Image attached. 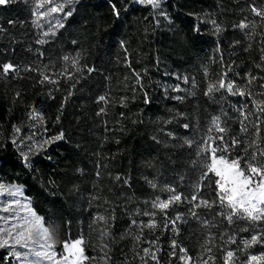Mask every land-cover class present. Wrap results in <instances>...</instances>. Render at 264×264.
<instances>
[{"label": "trees", "instance_id": "1", "mask_svg": "<svg viewBox=\"0 0 264 264\" xmlns=\"http://www.w3.org/2000/svg\"><path fill=\"white\" fill-rule=\"evenodd\" d=\"M33 5H0V181L24 185L33 208L55 222L56 251L83 236L85 254L94 258L85 264H104L105 252L108 264H157L144 248L156 251L159 264H184L181 247L188 264H225L228 251L235 253L230 264H248L249 255L264 253V246L245 250L242 242L264 225H230L218 215L223 209L214 175L195 189L205 170L197 153L209 136L240 141L225 154L230 159L264 152L258 108L264 101V20L251 11L264 9V0H161L159 8L139 0H79L64 26L47 37L33 23ZM211 21L223 29L219 34ZM242 21L249 27H238ZM41 38L47 42L38 44ZM77 54L79 72L63 60ZM8 63L18 71L4 73ZM66 68L71 78L61 75ZM41 71L56 83H41ZM222 76L250 95L221 89L206 96L208 84ZM33 108L42 114L39 123L29 119ZM213 117L226 133L215 131ZM61 132L64 138L31 155L26 168L21 151L32 143L27 138L40 143ZM169 187L186 199L166 213L153 209L157 197H169ZM200 199L217 204L194 207ZM98 215L110 232L104 252L99 237L105 225L93 223ZM149 219L156 227L141 232ZM210 234L211 252L205 253ZM0 264H15L7 248H0Z\"/></svg>", "mask_w": 264, "mask_h": 264}, {"label": "snow or ice", "instance_id": "2", "mask_svg": "<svg viewBox=\"0 0 264 264\" xmlns=\"http://www.w3.org/2000/svg\"><path fill=\"white\" fill-rule=\"evenodd\" d=\"M8 2L9 0H0V5H4ZM78 2L79 0H36V9L34 12L36 19L33 23L39 27L40 20L48 18L55 19V25L53 26L49 24L48 31L43 33V37L49 35L54 36L56 34L55 29L64 26L62 19H67L73 14L72 10H69L71 6H74ZM109 2L111 3V0H109ZM160 2L161 0H139V3L149 4L153 8H159ZM41 9H43V11H41ZM112 10L118 17L119 11L116 9L115 4H112ZM251 11L264 20V9H259L253 6ZM61 13L63 16H58V14ZM161 15H164V13H161ZM211 23L214 26L216 34H219L223 30L216 21H211ZM238 27L246 29L249 27V24L242 21ZM46 42L47 41L43 38L37 40L38 44H44ZM63 60L65 62L70 61L72 68L77 72L80 71L79 54L72 58L66 55L63 57ZM13 70L18 71L13 64L8 63L3 65L4 73ZM87 71L91 73L94 69L88 68ZM64 74H67L69 78L72 76V73L67 71V68L61 73V75ZM205 74H207V68H205ZM40 75L42 77L41 83H56V81L52 80L43 71L40 72ZM254 79L255 77H251L249 83ZM137 80H139V74H137ZM221 89H226L233 95H250V93L240 89L234 81L227 80L226 76H222L217 83H209L205 95H210ZM70 95L71 92L69 93V96ZM66 99L67 97L65 100ZM98 99L100 101H106V97L104 96H101ZM177 99H180V97H177ZM61 107H63V105H61ZM258 108L261 113H264V101L259 102ZM103 112L104 109H101V113ZM99 114L100 113H98V115ZM242 115L245 116V119L247 118V114L242 113ZM29 119L39 123L43 120V117L39 111L33 108L29 113ZM57 121H59V116L57 117ZM212 125L218 133L223 134L227 131L226 128L221 126L219 117H213ZM184 127L187 128L189 126L185 125ZM242 130L246 131V129ZM14 131L19 133L20 128L14 126ZM212 131L213 129L210 128L209 132L211 133ZM257 131H259V129H257ZM63 138L64 134L62 132L57 136L52 137L51 139H45L40 143H36L33 137H28L27 139L32 141V143L29 145L27 152L21 151V157L25 167L31 168V155L42 151L46 145L57 140H62ZM217 140H219L223 146L217 144ZM13 143H16L15 139H13ZM21 143H23V140H21ZM185 143L191 145L192 141L186 140ZM239 143L240 141L235 138L231 140V143H228L225 140L224 135L216 137L209 136L204 140V146L198 151L197 156L204 161L203 169L205 170L202 171L199 177V182L195 185V189L199 192L201 187L200 182L210 180L211 176L214 175L218 206L223 209L218 215L227 220L230 225L237 221H246L253 226L264 225V152L253 153L250 158L247 155L244 157L238 156L235 159L228 158L225 154L229 153L231 149ZM256 143L257 141H252V144ZM257 157H260L261 159L258 161ZM152 186L156 187L155 184ZM166 190L170 193L169 197L167 199H160L157 197L156 200L152 201L153 209H158L161 212L166 213V210L170 206L186 199V197L177 192L175 188L169 187ZM4 196L9 197V199L7 201L0 200V213H8V215H0V248H11L9 255L15 256L20 261V264H45V262L46 264H85V261L94 259L89 258L85 254L84 245L86 242L83 236H80L75 240L64 241L63 252L57 253V226L54 221L48 220L33 208L31 197L25 194L24 185L17 183L5 184L0 181V197ZM197 199V195L193 194L191 200L196 201ZM216 204L217 201L210 202L208 200L200 199L199 203L195 204L194 207L212 208ZM144 215L154 217L155 212H146ZM192 215L196 216L197 213L192 212ZM176 219L179 220L180 217L177 216ZM97 222H103L105 225V227L101 229L99 237L101 240V251L104 252V250L108 248V244L104 243V241L110 236V232L108 230L107 220L104 216H96L93 223L95 224ZM135 223L136 222L133 221V224ZM171 223L175 226V220L171 221ZM203 223L207 225L209 221L205 220ZM145 227L154 229L156 227V221L154 219H149L147 224L140 225L141 232ZM241 231L248 232L249 229L244 228L241 229ZM134 239L139 240L140 236H136ZM229 241L235 243V239L232 237H229ZM212 242L213 238L210 234L208 240L205 241V245L203 246V251L205 253L211 252L210 245ZM242 242L245 250L258 244L264 246V227H259L258 230L253 232L250 238H243ZM151 243L155 244L156 242L152 241ZM172 246L173 248L176 247V241L172 242ZM17 249H23L24 251ZM179 250L181 253L185 254L182 255L180 259L184 261V264H188L191 257L186 255L187 250L183 247ZM143 253L145 256H150L153 261H156L157 264H159L156 251L144 248ZM170 255H175V252L170 253ZM234 256L235 253L233 251H228L226 253L225 264H230V261ZM101 259L104 261V264H108L110 257L105 252ZM247 259L248 264H264V253H261L259 256L249 255ZM205 264H207L206 261Z\"/></svg>", "mask_w": 264, "mask_h": 264}, {"label": "rangeland", "instance_id": "3", "mask_svg": "<svg viewBox=\"0 0 264 264\" xmlns=\"http://www.w3.org/2000/svg\"><path fill=\"white\" fill-rule=\"evenodd\" d=\"M33 2H34V5H33V15H34V12H35V9H36V0H33ZM71 8H72V6H71ZM71 8L69 10H71ZM41 11H43V9H41ZM58 16L62 17L63 14L62 13L61 14H58ZM35 19H36V16L34 15V20ZM63 20L64 19H62V21ZM55 23H56V20L55 19H52V18L42 19L39 22L40 26L37 27V28L40 30L41 34L43 35L44 32L48 31L49 24H51V25L54 26ZM56 30L57 29H55V31ZM8 199H9V197H6V196L0 197V200H3V201H7ZM0 215H5L6 216V215H8V213H0ZM7 249L9 250V252L11 251V248H7ZM17 250L24 251L23 249H17ZM61 252H63V249H62ZM61 252H57V253H61ZM11 257H12V259H13V261H14L15 264H20V261L15 256H11ZM45 264H46V262H45Z\"/></svg>", "mask_w": 264, "mask_h": 264}]
</instances>
